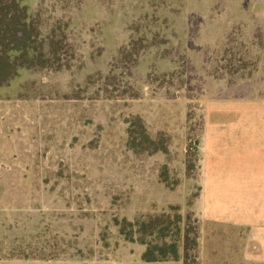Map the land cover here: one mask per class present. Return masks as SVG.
I'll return each instance as SVG.
<instances>
[{"label": "rangeland", "instance_id": "374dc122", "mask_svg": "<svg viewBox=\"0 0 264 264\" xmlns=\"http://www.w3.org/2000/svg\"><path fill=\"white\" fill-rule=\"evenodd\" d=\"M15 15L32 49L0 65V264H145L122 228L177 240L159 264H210L208 113L211 137L261 124L231 110L264 99V0H0Z\"/></svg>", "mask_w": 264, "mask_h": 264}, {"label": "crops", "instance_id": "0c3cea01", "mask_svg": "<svg viewBox=\"0 0 264 264\" xmlns=\"http://www.w3.org/2000/svg\"><path fill=\"white\" fill-rule=\"evenodd\" d=\"M247 101L256 104L244 103V109L242 104L235 105L231 114L244 111L251 119L260 116L261 124L253 123L254 119L251 124L214 131V136L219 135L211 137L208 113L203 180L207 189L205 191L203 185L200 201L208 197L210 200L202 206L200 204L197 212L209 230L213 226L214 231H235L231 237H222L225 249L219 247V236H215L214 231L209 233L217 240L211 249H207L211 252L210 264H224L226 261L230 262L227 264H264V99L247 97ZM222 181L230 182V187L233 181L243 185L244 191L241 190L239 200L236 198V204H228L233 194L224 193ZM239 233L243 235L239 236ZM229 245L232 246L230 252Z\"/></svg>", "mask_w": 264, "mask_h": 264}, {"label": "trees", "instance_id": "16d2710c", "mask_svg": "<svg viewBox=\"0 0 264 264\" xmlns=\"http://www.w3.org/2000/svg\"><path fill=\"white\" fill-rule=\"evenodd\" d=\"M18 5V2L16 3ZM6 19V18H5ZM0 27L3 26V24H5V28L9 31H11L12 29V34H10V39L13 43L12 47H9L11 52H6L5 55H3L2 53H0V65L1 64H6L7 67H9V71H12V66L10 65L9 62H7V56L11 57V59L14 58L13 55H18V53H23L24 51H27L28 49H32L31 46L29 45L28 40L30 39V36L25 34V31L22 28V24H21V19L19 17H17V15L15 16H11L10 18H8L6 20V22L2 23ZM19 32H22V36H18ZM24 33V35H23ZM6 34L5 31L2 30V28H0V42L2 43L3 41H5L6 36L4 35ZM0 43V45H1ZM5 43V42H4ZM4 77L3 74H0V80ZM159 149H163V148H159ZM166 215H162L160 217H157L158 219L160 218L163 220V217ZM127 222V221H126ZM158 222V221H157ZM169 223V221H167ZM129 225H132V223L129 222ZM169 225L166 223H157V227H160L157 231H153L152 233H150L149 235H158L159 238L160 237H165V230ZM156 227V226H155ZM122 233L125 235L126 239L130 240V241H139L142 244H145L147 246L146 250L144 251V253L142 254V260L145 264H159L162 262H168L170 260L173 261H178L180 260V243L177 240L171 241V242H167L165 240H161V239H154V240H147L145 238H135V234L132 231H125V228H122ZM188 248V243L186 241L185 243V250ZM186 254V252H185ZM187 258H188V254L185 255V262H187Z\"/></svg>", "mask_w": 264, "mask_h": 264}]
</instances>
